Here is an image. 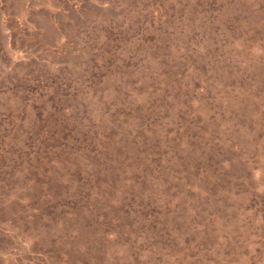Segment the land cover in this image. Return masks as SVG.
<instances>
[{
  "label": "rangeland",
  "instance_id": "obj_1",
  "mask_svg": "<svg viewBox=\"0 0 264 264\" xmlns=\"http://www.w3.org/2000/svg\"><path fill=\"white\" fill-rule=\"evenodd\" d=\"M0 264H264V0H0Z\"/></svg>",
  "mask_w": 264,
  "mask_h": 264
}]
</instances>
